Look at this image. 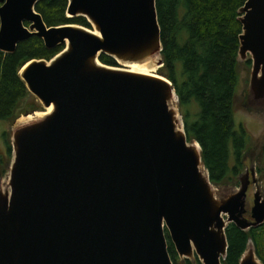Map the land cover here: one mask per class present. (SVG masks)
<instances>
[{
	"label": "water",
	"instance_id": "1",
	"mask_svg": "<svg viewBox=\"0 0 264 264\" xmlns=\"http://www.w3.org/2000/svg\"><path fill=\"white\" fill-rule=\"evenodd\" d=\"M43 1L0 0V52L32 37L64 47L20 72L51 110L13 131L0 264H173L167 232L182 260L223 264L230 224L264 225V191L253 165L238 189L218 191L172 82L119 67L164 66L157 0H69L68 17L94 30L49 28L36 10ZM239 14V59L252 62L248 102L263 106L264 0H248ZM103 55L118 66L102 64ZM240 264H263L252 244Z\"/></svg>",
	"mask_w": 264,
	"mask_h": 264
},
{
	"label": "trees",
	"instance_id": "2",
	"mask_svg": "<svg viewBox=\"0 0 264 264\" xmlns=\"http://www.w3.org/2000/svg\"><path fill=\"white\" fill-rule=\"evenodd\" d=\"M247 1L157 0L163 44L161 73L176 90L187 136L201 145L203 164L217 188L239 186L249 144L245 132L237 131L234 119L243 33L239 11ZM68 7L69 0H44L36 10L49 28L79 25L92 29L85 18H69ZM63 49H48L43 40L32 37L14 54L0 52L1 121L13 123L24 112L23 105L30 96L20 76L24 66L33 60L50 62ZM100 62L118 66L106 55ZM5 138L12 159L8 133ZM167 239L173 264H202L198 258L182 260L168 232ZM227 240L229 252L223 264H240L250 244L264 264V225L242 231L230 224Z\"/></svg>",
	"mask_w": 264,
	"mask_h": 264
},
{
	"label": "rangeland",
	"instance_id": "3",
	"mask_svg": "<svg viewBox=\"0 0 264 264\" xmlns=\"http://www.w3.org/2000/svg\"><path fill=\"white\" fill-rule=\"evenodd\" d=\"M91 30L94 29L92 28ZM250 58L251 56L249 55V59ZM249 59L246 61L240 59L238 60L239 83L237 87V94L235 97L234 119L237 131L239 133L245 132V135L247 136L249 141L248 148L245 151V167L243 168L241 174L245 173L251 161V165L255 167L257 178L260 180L261 186L263 187L264 191V105L249 107L247 104V102L249 101L250 81L252 77V62L248 64ZM162 67V64H159V62L156 63L155 74L157 76L163 77L161 73ZM23 108V114L15 122L8 123L0 120V161L3 159V162H0V189L5 190L7 188V184L9 182L8 178L13 161V158L11 159L10 157L5 134L8 133L10 142L12 143L13 131L19 126L23 125L19 123L22 118L27 117V114L32 115L34 111L36 113L46 111L42 104L32 94H30L29 98L25 101ZM232 165H234V163ZM239 187L240 184L239 186H230L229 188H218V191L222 192L229 189H238ZM255 191L256 187L252 184L248 192L247 208L249 214L253 207Z\"/></svg>",
	"mask_w": 264,
	"mask_h": 264
},
{
	"label": "bare ground",
	"instance_id": "4",
	"mask_svg": "<svg viewBox=\"0 0 264 264\" xmlns=\"http://www.w3.org/2000/svg\"><path fill=\"white\" fill-rule=\"evenodd\" d=\"M121 69L133 72V73H138V74H145V75H149V76H157L155 74V68H156V63L155 62H151L145 65H124L121 66ZM51 109L46 110L45 112H38L35 115H30L28 117H24L20 120V124H26L28 122H32L35 121L36 119H40L43 118L47 112L49 113Z\"/></svg>",
	"mask_w": 264,
	"mask_h": 264
},
{
	"label": "flooded vegetation",
	"instance_id": "5",
	"mask_svg": "<svg viewBox=\"0 0 264 264\" xmlns=\"http://www.w3.org/2000/svg\"><path fill=\"white\" fill-rule=\"evenodd\" d=\"M250 161V160H249ZM251 164H252V162L250 161V164H249V166L247 167V169L246 170H248V168H250V166H251ZM246 172V171H245ZM251 179H252V177H251ZM252 186V185H251ZM250 215V214H249Z\"/></svg>",
	"mask_w": 264,
	"mask_h": 264
}]
</instances>
